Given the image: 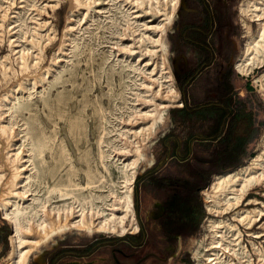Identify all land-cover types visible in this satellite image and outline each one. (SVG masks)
<instances>
[{
    "label": "bare ground",
    "instance_id": "obj_1",
    "mask_svg": "<svg viewBox=\"0 0 264 264\" xmlns=\"http://www.w3.org/2000/svg\"><path fill=\"white\" fill-rule=\"evenodd\" d=\"M68 1L72 12L85 11L82 17L68 14L58 54L55 50L46 66L45 46L54 34L41 13L47 7L54 10L61 0L0 1V42L6 39L10 51L0 55V209L12 227L5 264H27L30 251L73 230L135 232L134 179L151 159L147 150L156 130L165 125L169 108L183 104L164 38L180 0ZM238 10L244 43L234 69L248 75L264 62V0H240ZM146 14L151 19L141 20ZM92 24L114 39L93 73L98 80L105 76L107 89L90 98L91 87L85 85L74 112L67 108L72 92L58 91L50 100L42 97L53 124L47 131L37 112L31 113L32 95L65 81L73 84L74 71L63 78L66 68L53 73V63L59 65L60 57L68 61L71 52L81 53L79 33L91 32ZM87 47L86 63L92 59ZM252 78L264 95V69ZM88 109L96 120L94 151L87 137ZM57 119L65 121L67 138L58 135ZM252 189L264 196V132L254 154L213 174L203 188L204 233L187 264H264V201L252 196L242 205ZM256 223L258 228H252ZM240 225L246 227L250 246Z\"/></svg>",
    "mask_w": 264,
    "mask_h": 264
},
{
    "label": "rangeland",
    "instance_id": "obj_2",
    "mask_svg": "<svg viewBox=\"0 0 264 264\" xmlns=\"http://www.w3.org/2000/svg\"><path fill=\"white\" fill-rule=\"evenodd\" d=\"M18 1L19 0H15L16 3ZM239 2L240 0L179 1L175 16L164 33V38L166 39L168 47L167 58L174 82L178 89L179 84L184 77L194 70L200 62L207 58V52L200 47H196L188 40L183 39L181 32L187 28L186 34L190 35L192 34V26L206 25L208 14H210V17L213 20L210 33L205 38V42L212 49L213 61L209 67L202 70L199 77H196L191 82L193 85L187 87L188 90L186 91V94L188 104H202L218 97L219 94L215 90V86L219 74H223L228 80L231 75L237 73L243 78L242 82H253L252 77L258 75L260 71L264 69V62L262 65L253 68L252 72L248 75H243L234 69V61L244 43V37H242L243 25L238 10ZM10 10H13V8ZM71 10L72 5L70 2L68 0H61V3L55 7L54 10L47 7V12L41 13L43 14L41 16L47 19L53 28L51 36L54 34L51 41L46 43L45 56L42 61L43 66L48 65L53 52L55 50L54 53L57 52L59 40L63 35L67 21H69L67 17L69 15L72 17H82L81 13H84L85 11L83 8L75 10L74 12ZM147 15L148 14L143 15L141 20L149 21L151 16ZM27 21H29V19H27ZM154 21L156 20L154 19ZM251 24L252 28L255 29L257 26L256 22L252 21ZM91 27V32H86L84 34L79 33V36H83L79 39V47L83 49L81 53L74 55L71 52V56H68L67 54V59L69 58L68 61L64 60L66 57H60L59 65L53 63V73H56L61 69L62 65L66 68L62 73L63 78L71 77L69 71H74L75 75L72 77V79H74L73 84L70 81H65L63 86L61 83L56 84V86H47V89H45L43 93L37 91L32 95L30 100V102L33 103L31 113H33V111L37 112L42 123L47 126V131H50V129L53 128V124L45 115L47 108L46 106H43L41 102L42 97L50 100L56 95V93H58V91H63L65 93L68 91L72 92L73 96L68 100L69 106L67 108L69 112H74L76 111L78 100L82 96L81 92L85 85L91 87L88 91V97L90 98L100 95L102 91H106L107 89L105 76H102L100 80H98L93 77V73L98 72L97 67L102 51L106 50L110 41L114 39L110 38L112 35L109 34L108 30L96 27V24H92ZM19 33L20 31H18V34ZM24 44L25 43L23 42V45ZM87 46L92 48L91 55L93 60L89 59L86 63V60L90 55ZM9 53L8 43L6 39H4L0 42V55ZM19 75L20 73L16 79ZM51 78L49 77V79ZM253 84L255 83L253 82ZM11 85L12 83L10 86ZM10 86L8 87L10 88ZM1 88L0 93L4 91ZM40 89L41 87L37 90ZM256 89L261 90L255 84V90L252 89L253 91L247 94L254 102L260 101L264 105L263 92L261 90V92L259 91L260 93H258ZM214 113L215 109L211 107L202 108L192 114H188L183 110L182 105L169 108L165 125L156 130V134L147 150L149 153V159L151 157V161L149 160L147 163L148 165L146 164L138 171L134 179L133 203L135 217L138 223V229L135 231L137 233L127 232L124 234H114L98 232L94 234H86L73 230L63 234L61 237H57V240L51 244H45L42 245L40 249L30 251L31 256H29L27 264L192 263V249L193 246H195V241L202 237V234L204 233V229L201 226L207 215L202 194L203 189L199 192V196L205 214L200 220L196 230L189 234L168 235L164 232L163 228L160 227L157 220V216L159 215L162 206L160 202V199L162 198L161 193L155 191V188L148 184L147 173L151 172L158 175L174 173L185 174L186 170L183 168V163L180 160L189 154L186 139L189 136L203 134V132L208 129L210 116L214 115ZM57 122L56 129L58 130V135L67 138L65 121L63 119H57ZM86 123L87 137L89 138L92 151H94V139L96 135L94 124L96 123V120L91 114L90 109H88ZM263 132L264 125L260 130L258 138L252 145V154L255 153L256 144ZM69 147L75 161L77 162L76 150L71 145H69ZM80 175L82 176V173H80ZM208 184L204 186V188H207ZM256 189L261 190L262 188L257 187ZM252 190V193H250L251 195H255L264 201V196L255 193L254 189ZM229 214L230 213H227V215ZM256 226L257 225H254L252 228L257 229L258 227ZM241 227L242 226L240 225V229ZM11 232L12 227L0 209V264H5L6 262L5 258L10 249L9 235ZM242 233L244 239L245 232L242 231ZM247 237L246 239H248ZM98 255H102L104 259L101 260V257H98Z\"/></svg>",
    "mask_w": 264,
    "mask_h": 264
},
{
    "label": "trees",
    "instance_id": "obj_3",
    "mask_svg": "<svg viewBox=\"0 0 264 264\" xmlns=\"http://www.w3.org/2000/svg\"><path fill=\"white\" fill-rule=\"evenodd\" d=\"M212 21L210 14H208L206 25L192 26V34L190 35L186 34L187 28L181 32L183 39L205 50L207 52V58L200 62L194 70L184 77L179 84V89L183 103L182 109L188 114H192L207 107L215 109L214 115L210 116L208 129L204 131L206 135L205 138L213 140L217 138L224 129V133L220 138V144H222L224 151L220 152L219 150H215L210 152L209 155H200L195 151L192 152L191 158L194 162L199 164L208 163L210 164V168H203L188 160L186 162L187 171L185 174L158 175L151 173V185L159 191L166 190L165 199L162 201L165 207L163 212L164 216L162 217H167L168 220H172V217L175 215L177 218L181 219V229L179 231L183 233L193 232L195 227L187 225H195L194 219L198 217L199 220V218L202 217L203 212L195 206L197 198L196 193L198 190L207 184L210 175L216 172V170H214L217 167L216 165H221L229 161L234 163L237 162L238 158L232 156L229 152L237 151V149L247 142L249 136L253 137L254 133V112L252 107L248 105V99L244 96L227 95L220 102L209 101L195 106H190L188 104L186 94L187 85L204 65L211 63L212 49L205 42V38L210 33ZM231 90L232 85L227 82L225 85V92L229 93ZM171 201L175 203V205H170L169 202ZM161 225L166 234L170 233L171 228L168 226V223L166 224L164 221H161Z\"/></svg>",
    "mask_w": 264,
    "mask_h": 264
},
{
    "label": "crops",
    "instance_id": "obj_4",
    "mask_svg": "<svg viewBox=\"0 0 264 264\" xmlns=\"http://www.w3.org/2000/svg\"><path fill=\"white\" fill-rule=\"evenodd\" d=\"M212 61H213V59H211V63H212ZM211 63H209L207 65H204L195 74V76L192 78V80L194 78H196V77H199L201 72H202V70L207 68V67H209ZM192 80L189 82L187 87H189L190 85H193L191 83ZM216 81L217 82H216V86H215L216 89L215 90L218 92L219 95H218V97H215L211 101L220 102L227 95H239V96L246 97L248 99V105H250L252 107L253 112H254V121H253L254 133H253V137L249 136L247 142L244 143L239 149H237V151L229 152L232 156H235V157L238 158L237 162L234 163V162L229 161V162L222 163L221 165H216L217 167L214 169V170H216V172H213L214 174L217 173V172H220L222 170H226L228 168L230 169V168L236 167L239 164H241L242 162H244L245 159L252 154V150H251L252 149V145L255 142V140L258 138V136L260 134V130L262 129V126L264 125V105L260 101L259 102L258 101L254 102L247 94V93L255 90V84H253V82H242L243 78L240 75H238L237 73H235L234 75H231L228 78V80L224 77L223 74H219L217 79H216ZM227 82L232 85V90L229 93L225 92V85H226ZM187 87H186V91L188 90ZM256 91L258 93L261 92V90H257V89H256ZM189 105L190 106H193V105L195 106V104H189ZM223 133H224V129L222 130V133H220V135L217 138L213 139V140L205 138L206 137L205 132H203V134H201V135L189 136L186 139V144L188 146L189 154H187L186 157H184L182 160H180L183 163V168H185V170L187 171L186 162L188 160L190 162H192L193 164L199 165V166H201L203 168H210V164H208V163L199 164V163L194 162L193 159L191 158L192 152L195 151V152H197L200 155H209L210 152L215 151V150H219L220 152L224 151V148L222 147V144H220V138L223 135ZM213 173L211 174L212 176H213ZM211 175H210V177H211ZM147 178H148V184L151 185V172L147 173ZM207 184H205L204 186H206ZM204 186L201 187L198 190V192L196 193L197 198H196V203H195V206H197V208H199V210L201 212H203L202 213V217L199 218V220H198V217L196 219H194L195 225L194 224L187 225V226H190V227H195V230H196L200 220L203 218V216L205 214V212H204L205 210H204V208L202 206L201 198L199 196V192L204 188ZM155 191H157L158 193H161V197H162L160 199V202H161V205H162L161 206V211H160L159 215L157 216V220H158V223H159L160 227H162L161 221H164L166 224L168 223L169 224L168 226L171 228L170 229V233H168V235L169 234L170 235H173V234H178V235L189 234L188 232H184L183 233V232L179 231L181 229V226H180L181 219L177 218L175 215L172 217V220H168L167 217H162V216H164L163 212H164V209H165L162 201H163V199H165L166 190L159 191V190H157L155 188ZM252 191L253 190H250V193H252ZM250 193L248 192L245 195V197L243 199L244 201H243L242 204L246 205V203H245L246 199H248L249 197L255 196V195H251ZM171 202H169L170 205H172V204L175 205V203H173V202L171 203ZM176 215H177V213H176ZM196 221H197V223H196ZM241 226H242L241 230L243 232H246V227H244L243 225H241ZM135 233H137V232H135ZM98 257H101V260L104 259V257L102 255H98Z\"/></svg>",
    "mask_w": 264,
    "mask_h": 264
},
{
    "label": "built area",
    "instance_id": "obj_5",
    "mask_svg": "<svg viewBox=\"0 0 264 264\" xmlns=\"http://www.w3.org/2000/svg\"><path fill=\"white\" fill-rule=\"evenodd\" d=\"M254 225H258V224L256 223ZM247 236H249V235L247 234V232H245V234H244V242L248 243V245L250 246L248 239H246Z\"/></svg>",
    "mask_w": 264,
    "mask_h": 264
}]
</instances>
